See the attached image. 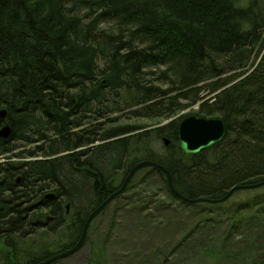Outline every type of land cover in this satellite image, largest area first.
<instances>
[{
  "label": "trees",
  "instance_id": "1",
  "mask_svg": "<svg viewBox=\"0 0 264 264\" xmlns=\"http://www.w3.org/2000/svg\"><path fill=\"white\" fill-rule=\"evenodd\" d=\"M194 106L226 134L184 156L174 117ZM1 110L11 132L0 135V264L74 247L142 161L164 166L189 199H223L264 180V0H0ZM120 116L171 121L147 129ZM137 174L101 213L113 209L111 227L124 212L145 221L159 206L203 207L227 221L205 264H264V186L192 204L163 172ZM108 242L90 264H105Z\"/></svg>",
  "mask_w": 264,
  "mask_h": 264
},
{
  "label": "rangeland",
  "instance_id": "2",
  "mask_svg": "<svg viewBox=\"0 0 264 264\" xmlns=\"http://www.w3.org/2000/svg\"><path fill=\"white\" fill-rule=\"evenodd\" d=\"M81 14L83 15V12ZM110 26L113 25H108V28H113ZM197 109L198 106L187 108L174 119L195 115ZM120 118L126 123L141 125L147 129L163 126L171 121L132 119L122 116ZM33 148V146L21 147V150L26 152ZM141 175L142 173L137 174L139 177ZM120 181L121 177L118 183ZM153 182L157 183V178H154ZM239 198H241L240 195L234 196L237 201ZM202 208L185 206L177 211L168 212V209L159 206L152 210L153 215L145 221L140 215L124 212L119 214L121 218L113 227H111L114 217L113 209L108 208L93 221L88 240L83 248L76 254L54 264H90L95 258L94 251L96 253V250L102 247L108 234V253H106L105 264H205L207 257L212 255L210 252L220 249L221 233L225 231L227 221L226 216L218 214L201 215L199 211ZM219 219H221L220 222ZM169 221L171 225L167 226ZM186 234L188 237L184 239ZM45 243L50 252L58 251L59 243L56 239L46 240ZM230 249L227 251L237 252L239 247L231 245ZM225 262L226 260H223L219 264Z\"/></svg>",
  "mask_w": 264,
  "mask_h": 264
},
{
  "label": "water",
  "instance_id": "3",
  "mask_svg": "<svg viewBox=\"0 0 264 264\" xmlns=\"http://www.w3.org/2000/svg\"><path fill=\"white\" fill-rule=\"evenodd\" d=\"M7 117V111L1 110L0 111V118L6 119ZM11 132V129L9 126H4L1 131L0 135L3 138H7ZM226 134V124L222 118H205L201 116L191 115L183 118L180 121V124L178 126V139H179V147L181 150V153L184 156H193L197 155L216 144L220 143L224 138ZM165 145H169V140H164ZM146 168H154L160 172H163L167 176V184L170 189V191L179 199L183 200L187 203H201V202H210V203H219L222 201L227 200L234 192L238 190H246V189H255L259 187L264 186V180L262 182L256 183V184H242L237 185L234 188H232L227 195L223 199L218 200H211L208 198H198V199H189L182 195L174 186L173 177L171 173L161 164L153 161H142L136 164L128 173V175L125 177L123 183L119 187L118 190L113 192L98 208H96L87 218L81 237L77 244L72 247L71 249H68L64 252L55 254L51 258L37 263V264H54L58 262L59 260L68 258L77 252H79L83 246L86 244V240L88 237L89 229L92 224V222L106 209V207L114 201L117 197L124 194L130 183L132 182L135 175ZM54 193H50L46 196L48 199H54L55 198ZM67 210L69 211L70 205L66 206Z\"/></svg>",
  "mask_w": 264,
  "mask_h": 264
},
{
  "label": "bare ground",
  "instance_id": "4",
  "mask_svg": "<svg viewBox=\"0 0 264 264\" xmlns=\"http://www.w3.org/2000/svg\"><path fill=\"white\" fill-rule=\"evenodd\" d=\"M1 119H2V118H1ZM3 120H4V119H3ZM133 179H134V178H133ZM123 181H124V180H123ZM132 181H133V180H132ZM122 183H123V182H122ZM130 184H131V183H130ZM129 186H130V185H129ZM107 207H108V206H107ZM107 207H106V208H107ZM90 227H91V226H90ZM89 230H90V229H89ZM88 235H89V233H88ZM87 239H88V237H87ZM86 242H87V240H86Z\"/></svg>",
  "mask_w": 264,
  "mask_h": 264
}]
</instances>
